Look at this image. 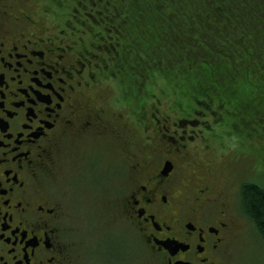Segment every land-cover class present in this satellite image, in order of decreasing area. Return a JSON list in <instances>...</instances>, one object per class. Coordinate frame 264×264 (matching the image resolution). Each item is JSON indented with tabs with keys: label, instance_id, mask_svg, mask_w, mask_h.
<instances>
[{
	"label": "flooded vegetation",
	"instance_id": "1",
	"mask_svg": "<svg viewBox=\"0 0 264 264\" xmlns=\"http://www.w3.org/2000/svg\"><path fill=\"white\" fill-rule=\"evenodd\" d=\"M19 1L0 0V264H242L240 243L258 235L241 187L255 183L211 180V124L205 138L154 111L151 124H129V76L111 37L86 49ZM108 145L129 164L106 163L116 175L103 183Z\"/></svg>",
	"mask_w": 264,
	"mask_h": 264
},
{
	"label": "trees",
	"instance_id": "2",
	"mask_svg": "<svg viewBox=\"0 0 264 264\" xmlns=\"http://www.w3.org/2000/svg\"><path fill=\"white\" fill-rule=\"evenodd\" d=\"M82 1L72 0V10ZM88 3L93 9L102 6L94 24H103L111 40L122 43L116 61L126 77L130 79L129 68L143 75L158 71L181 97L178 103L185 114L209 116L216 124H264V0ZM103 16L116 28L106 25ZM68 21L65 25L76 32ZM87 29L94 35L91 26ZM241 194L242 206L264 242V190L244 184Z\"/></svg>",
	"mask_w": 264,
	"mask_h": 264
},
{
	"label": "rangeland",
	"instance_id": "3",
	"mask_svg": "<svg viewBox=\"0 0 264 264\" xmlns=\"http://www.w3.org/2000/svg\"><path fill=\"white\" fill-rule=\"evenodd\" d=\"M25 3L30 8L26 11L36 12V15H42L39 17V23L44 25H52L55 28L63 27L65 24L71 23L76 27V34L72 37L77 41V43L85 44L86 49H91L93 47V42L97 44L104 45L109 42L110 31L103 30V24L95 25L93 19L100 18L101 7H95L94 9L89 5L88 0L82 1V5L78 7L75 11L72 10L74 2L72 0H20L19 3ZM114 2V0H112ZM14 6H16V1H13ZM18 3V4H19ZM20 5V4H19ZM22 7H18L21 10ZM127 13V11L125 10ZM86 13L90 17H86ZM105 15V12H102ZM108 16L111 20L114 16ZM84 20V26H78L79 21ZM115 19V18H113ZM105 21L106 25L111 26L106 18L101 19ZM116 20V19H115ZM113 27H115V22H113ZM87 25L93 28V33H89ZM82 27V29H81ZM124 25L122 26V28ZM112 28V29H113ZM110 30V28H107ZM73 30V29H72ZM82 30V31H80ZM111 42V40H110ZM115 50L117 52L122 51V43L115 42ZM129 58V55H128ZM126 65V64H125ZM124 65V66H125ZM139 72V71H138ZM134 73L133 68H129V124H151L149 118L151 117L150 111L158 112L163 116H167V120L170 122L181 119L182 124H198L195 127H189L196 130L204 135L202 138L206 137V132L202 124H211L215 135L209 138L206 144L210 145L213 149V155L205 157H211L216 160L217 165L213 172V176L210 177L213 182L223 179V176L229 177L230 179L239 183V181H248L257 184L264 190V124H259L255 121L253 124H222L213 125L211 118L209 116H200L195 114H185L179 106V100L181 97L176 94L173 90L174 87L158 72H153L152 74L143 75V73ZM111 83V81H110ZM107 87V86H106ZM185 104V103H184ZM191 104V103H190ZM119 116H125V110L122 108L116 109ZM141 112L145 119L141 120L138 118L142 115L137 114ZM124 114V115H123ZM185 119H192V123H186ZM201 124V125H200ZM134 130L137 127H133ZM129 138V154L131 152H138L142 147L139 140L136 138L135 133ZM205 136V137H204ZM214 142H210L213 141ZM198 147L203 149L205 147V141L197 143ZM109 156L105 159L103 156V167H102V179L103 183L109 182L112 176L116 175L112 170L110 175V168H107L106 163L118 164L117 170H123V162L129 164V157L127 155H122L120 150L115 148L113 145H108ZM71 153V152H70ZM70 153H67L69 156ZM64 157V154H60ZM124 158H122V156ZM203 156V155H202ZM118 171V172H119ZM116 180V179H114ZM115 184L112 181L111 184ZM99 217L102 229L108 227V223L113 221L111 217V206L107 204V201L101 203L99 207ZM238 257L241 259L242 264H264V242L256 235L247 236L239 245ZM134 254V252H133ZM135 259L133 264H142L141 260L134 255Z\"/></svg>",
	"mask_w": 264,
	"mask_h": 264
}]
</instances>
